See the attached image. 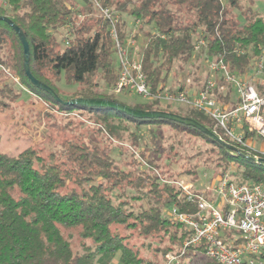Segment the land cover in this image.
Segmentation results:
<instances>
[{"label": "trees", "instance_id": "16d2710c", "mask_svg": "<svg viewBox=\"0 0 264 264\" xmlns=\"http://www.w3.org/2000/svg\"><path fill=\"white\" fill-rule=\"evenodd\" d=\"M84 1L78 6L74 0H0V15L18 25L29 42L31 73L53 88L60 100L33 85L25 71L22 42L10 23L0 19V74L12 70L23 86L4 81L2 95L6 98L17 91L10 98L19 99L25 87L48 106L47 115L55 118L58 112L69 123L76 116L86 115L94 124V133L101 135L99 139H65L60 149L48 156L33 145L17 154L0 151V264H110L117 255L123 264H170V253L179 264H219L206 255L203 244L185 247L189 230L168 214L173 205L188 212L195 211L197 205L186 200L176 183L177 175L164 169L170 164L163 163L170 158L164 154L180 148L183 140L175 139L170 147L164 146L159 142L163 138L161 128L170 126L175 138L190 133L211 143L217 158L204 167L212 170V178H219L236 164L230 173L232 181L262 182L263 163L251 159L245 149L215 130L213 121L197 110H168L156 99L131 105L120 101L113 92L117 78L112 58L115 47L108 22L95 16L93 4ZM100 1L120 12L122 40L130 33L127 18L139 20V30L148 36L142 52L143 69L154 91L172 84L182 87L181 78L187 75L202 84L207 73L199 74L198 66L190 72L183 68L196 56L205 60L203 51L195 55V43L200 38L207 41L208 55L222 54L236 71L251 67L264 47V18L253 8L255 0H226L225 4L220 0ZM79 14L85 15L83 19ZM60 35L69 43H62ZM175 64L180 77L174 74ZM100 71L111 88L109 92L98 90V83L93 82ZM63 73L68 84L84 86L70 98L62 95L58 85ZM76 97L106 98L137 109L190 117L225 143L172 119L137 118L120 109L67 103ZM146 125L156 144L151 150L157 155L141 148L139 158L129 147H123L122 140L128 133L131 145L138 148L144 134L141 128ZM117 148L127 150L133 160L120 165L113 156ZM185 173L198 182L195 166ZM236 233L227 232V236ZM154 240L158 243L156 251L153 259L147 260L144 246L150 247Z\"/></svg>", "mask_w": 264, "mask_h": 264}, {"label": "built area", "instance_id": "2783aa9c", "mask_svg": "<svg viewBox=\"0 0 264 264\" xmlns=\"http://www.w3.org/2000/svg\"><path fill=\"white\" fill-rule=\"evenodd\" d=\"M87 1L108 22L114 41L118 62L115 94L135 92L146 101L156 99L161 105L177 103L197 110L213 121L215 130L222 131L251 157L261 159L264 168V47L251 67L236 71L222 54L208 55L207 41L200 38L195 52L206 55L208 74L202 84L189 76L182 87L154 91L144 72L143 51L134 31L124 40L120 37V12L100 0ZM220 2L225 4L226 0ZM84 16L79 14L81 19ZM230 173L203 190L196 189L194 182L177 181L186 200L197 209L180 211L173 205L168 214L189 230L185 247L203 244L206 255L219 264H264V181L236 183ZM227 232L237 233L227 236ZM167 259L170 264H179L174 254H168Z\"/></svg>", "mask_w": 264, "mask_h": 264}, {"label": "rangeland", "instance_id": "374dc122", "mask_svg": "<svg viewBox=\"0 0 264 264\" xmlns=\"http://www.w3.org/2000/svg\"><path fill=\"white\" fill-rule=\"evenodd\" d=\"M74 2L76 3V5L81 6L85 1L74 0ZM246 4L248 5L249 3L246 2L245 5ZM235 11L238 14L240 13V10L238 9H236ZM94 15L97 16L98 14L95 13ZM122 16L123 18L126 17L123 14ZM262 17L264 18V15ZM127 20L129 24V32L134 31L135 38L137 39L138 44L143 51L148 40V36L144 31L139 30L138 24L131 18L128 17ZM145 29L148 30L149 27L147 26L145 27ZM62 32L66 34L67 31L63 29ZM59 38L61 39L62 43L66 44V39H63L61 35L59 36ZM196 54L198 53L196 52L195 55ZM112 58L114 63V72L117 77L118 62L117 54H115V51L112 55ZM195 66H198L199 74L201 73L204 76L207 73L206 60H204L202 57L197 58V56L184 65V72L195 71ZM173 70L174 74H179L178 77H180L181 71L178 69L177 64H175ZM171 77L173 78V75ZM187 77L189 76H183L181 80L184 81ZM4 81L5 83H8L10 85L16 83L18 87L19 85H21L20 80L16 76L15 72L10 69L5 70L3 74H0V87L4 85ZM93 82L98 83V86L96 88H98V90L102 92H109L111 90L107 83L101 78V71L93 76ZM58 85L60 86L62 95L66 98L72 97L73 95L78 93L81 88L84 87L82 85L78 87L77 83L68 84L66 82L65 73L61 75V80L59 81ZM172 85L174 86V84ZM20 87L23 86L21 85ZM16 92L11 93L10 95L7 94L8 97L5 98L2 95L3 92L0 90V151L10 154H17L27 146L33 145L40 151L41 155L48 156L52 151L60 149V144L65 139H72L76 137L99 139L101 137L100 134L94 133V124L88 120L86 115L76 116L75 120H72L73 123H69L65 121V119H61V115L58 112H55L54 114L58 115L59 118H52L45 113L48 109V106L44 103V101L37 98L36 95L31 94L27 89H25V87L22 90L21 98L14 100L11 99L10 97L13 96ZM116 97L120 101L129 105L147 102L145 98L135 92L116 94ZM4 102L7 103L6 106L3 105ZM161 107L168 110H187V106L177 103L162 104ZM81 121H83L84 123H81ZM155 128L157 129V127ZM161 131L163 132V134L161 135L163 136V138L162 140L159 139V142L162 141L163 145L166 147H170L175 139L183 140L180 148L174 147V149L168 152V154H164L167 157H170L169 160L163 159V163H170L169 165H165L164 169L177 175L176 182L180 180H184L185 182L191 181L190 177L185 173V170L191 166H195L199 173L198 182L195 183L194 181H191L195 183L196 189L199 188L200 190H203L208 184L217 182L218 178H212V170L204 167V163H212V161L217 158V149L214 150L211 143L207 142L201 137H198L197 135L190 133L181 134L179 135V137L175 138L173 136L174 131L170 126H163V128H161ZM140 133L144 134L139 140L138 148L131 145L128 133H125V138L122 140L124 143L123 147H129V149L134 151L136 156H138L139 158V152L141 148H145L148 151L150 150L151 153L155 155L157 152L152 151L151 148L156 144H154L153 137L151 136L147 125L142 126ZM113 143L114 145L118 144L116 140H114ZM113 156L117 159L120 165H125L126 162H131L133 160L127 150H124V152H122L118 148L114 152ZM205 159H207V161H205ZM125 168L128 169L130 167ZM236 168V164H233L229 167L231 171L235 170ZM135 204L137 206L139 205L138 202H136ZM157 239L158 238H156V240ZM156 240H154V244H151L150 247H147V244L146 246H144L145 248L143 251L147 260L153 259L152 256L156 251V246L158 245ZM138 243L140 244V242ZM110 264L123 263L119 260V256L117 255Z\"/></svg>", "mask_w": 264, "mask_h": 264}, {"label": "water", "instance_id": "95a60500", "mask_svg": "<svg viewBox=\"0 0 264 264\" xmlns=\"http://www.w3.org/2000/svg\"><path fill=\"white\" fill-rule=\"evenodd\" d=\"M0 19L6 20L10 23V25L14 28L16 33L18 34L23 47H24V67L26 74L28 75L29 79L35 85L37 88L42 89L49 94H51L53 97L56 99L60 100V97L58 94L55 92L53 88H51L48 84L44 83L43 81L39 80L36 78L30 70V45L29 42L23 33L22 29L16 25L11 19H9L7 16H1ZM67 103L70 104H79V105H84V106H90V107H110V108H115V109H120L125 111L131 116L137 117V118H147V119H152V118H166V119H172L174 121H178L181 123H186L189 125H193L201 130H203L205 133L208 135L212 136L214 139H217L223 143V139L219 137L214 131H211L209 128L201 124L200 122L194 120L193 118L190 117H185L173 112L169 111H163V110H153V111H147V110H142V109H137L133 107L126 106L122 103H118L113 100H109L106 98H100V97H76L68 101ZM229 145V144H227ZM233 149H237L233 145H229ZM254 161L260 162L261 159H257L255 157H251Z\"/></svg>", "mask_w": 264, "mask_h": 264}, {"label": "crops", "instance_id": "0c3cea01", "mask_svg": "<svg viewBox=\"0 0 264 264\" xmlns=\"http://www.w3.org/2000/svg\"><path fill=\"white\" fill-rule=\"evenodd\" d=\"M253 8L258 11L262 16L264 15V0H255Z\"/></svg>", "mask_w": 264, "mask_h": 264}]
</instances>
